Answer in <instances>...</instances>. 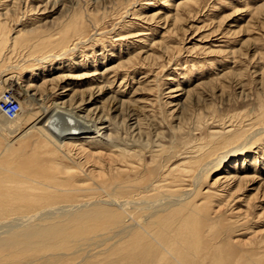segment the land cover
Returning a JSON list of instances; mask_svg holds the SVG:
<instances>
[{
  "label": "rangeland",
  "instance_id": "rangeland-1",
  "mask_svg": "<svg viewBox=\"0 0 264 264\" xmlns=\"http://www.w3.org/2000/svg\"><path fill=\"white\" fill-rule=\"evenodd\" d=\"M263 6L264 0H0V91L12 72L22 84L66 76L46 85L47 104L76 92L81 119L95 126L106 115L95 144L73 142L97 152V163L105 162L97 172L75 147L48 143L30 115L18 118L17 132L0 134V241L7 239L0 264H264ZM19 37L27 38L24 50L14 44ZM84 89L95 99L87 93L82 101ZM115 133L120 138L109 137ZM213 144L235 152L221 149L204 161L211 165L202 164ZM243 177L255 181L234 194L230 182Z\"/></svg>",
  "mask_w": 264,
  "mask_h": 264
},
{
  "label": "bare ground",
  "instance_id": "bare-ground-1",
  "mask_svg": "<svg viewBox=\"0 0 264 264\" xmlns=\"http://www.w3.org/2000/svg\"><path fill=\"white\" fill-rule=\"evenodd\" d=\"M193 1V0H192ZM189 2V1H188ZM191 2V1H190ZM4 4V3H3ZM182 6H185V5H182ZM10 7V6H9ZM12 7V6H11ZM264 7V6H263ZM262 7V8H263ZM177 8V7H176ZM179 8V7H178ZM11 9V8H10ZM7 10V9H6ZM8 10H9V8H8ZM147 11V10H146ZM7 12V11H6ZM1 15V14H0ZM2 16H3V14H2ZM8 16V15H7ZM5 17V16H4ZM10 17V16H9ZM152 17H154V16H152ZM180 17V16H179ZM165 18V17H164ZM72 19H73V17H72ZM9 20V19H8ZM177 20H179V18L177 19ZM181 20V19H180ZM3 22H4V20H3ZM74 22V21H73ZM165 22V21H164ZM8 22H6V24H7ZM30 23V22H29ZM43 23V22H42ZM35 24V23H34ZM21 25V24H20ZM31 25V24H30ZM4 26H5V24H4ZM3 26V27H4ZM28 26V25H27ZM26 26V27H27ZM3 27H1V28H3ZM6 27V26H5ZM4 27V28H5ZM74 27V26H73ZM0 28V29H1ZM3 28V29H4ZM8 28V27H7ZM37 28V27H36ZM26 29V28H25ZM24 30V29H23ZM34 30V29H33ZM2 31V29L0 30V32ZM4 31H6V29H4ZM8 31V30H7ZM18 31V30H17ZM26 31H27V29H26ZM9 32V31H8ZM15 32H16V30H15ZM33 32V31H32ZM35 32V31H34ZM52 32V31H51ZM69 32V31H68ZM37 33H39V31L37 32ZM66 33V32H65ZM75 33H76V31H75ZM74 33V34H75ZM67 34V33H66ZM77 34V33H76ZM147 34V33H146ZM2 35V34H1ZM20 36H21V34H19ZM25 36L27 35V34H24ZM64 35V34H63ZM80 35V34H79ZM139 35V34H138ZM4 36V35H3ZM6 36V35H5ZM42 36V35H41ZM16 37H18V36H16ZM30 37V36H29ZM28 37V38H29ZM50 37V36H49ZM66 37H67V35H66ZM34 38V37H33ZM47 38V37H46ZM58 38V37H57ZM30 39V38H29ZM37 39V38H36ZM67 39V38H66ZM68 39H69V37H68ZM67 39V40H68ZM6 40V39H5ZM14 40V39H13ZM19 40V41H18ZM39 40V39H38ZM3 41V40H2ZM25 41H27V38L26 37H19V38H17V40H15V43L14 44H16L17 46L19 45V43H20V47L21 48H23V50H24V44H22V43H24ZM37 41V40H36ZM64 41V39H62L61 40V43ZM12 41H10V43H11ZM66 42V41H65ZM3 43H4V41H3ZM3 43H1L0 45H1V47L0 48H4V46L5 45H3L2 46V44ZM6 43V42H5ZM33 43H35V42H33ZM39 43V42H38ZM54 43V42H53ZM28 44V43H27ZM37 44V43H36ZM29 45V44H28ZM9 46V45H8ZM16 46V47H17ZM16 47H14L15 49H16ZM27 47V46H26ZM30 47V46H29ZM31 47H32V45H31ZM30 47V48H31ZM36 47V46H35ZM45 47V46H44ZM60 47V46H59ZM63 49V48H62ZM71 49V48H70ZM2 50V49H1ZM0 50V51H1ZM38 50V49H37ZM17 51V50H16ZM19 51V50H18ZM32 51V50H31ZM14 52V51H13ZM12 52V53H13ZM51 53V52H50ZM65 53V52H64ZM62 54V53H61ZM14 55H15V53H14ZM18 55H19V53H18ZM51 55V54H50ZM54 55V54H53ZM63 55V54H62ZM61 55V56H62ZM42 56V55H41ZM60 56V55H59ZM11 57V56H10ZM55 57V56H54ZM12 58V57H11ZM15 58V57H14ZM17 58V57H16ZM46 58V57H45ZM44 58V59H45ZM56 58H57V54H56ZM61 58V57H60ZM133 58V57H132ZM10 59V58H9ZM13 59V58H12ZM54 59V58H53ZM32 60H34V59H32ZM47 59H45V61H46ZM58 60H59V58H58ZM129 60V59H128ZM35 61L36 62H39V63H43V59L42 58H39V57H37L36 59H35ZM62 61V60H61ZM65 61H66V59H65ZM70 61V60H69ZM59 62V61H58ZM51 63V62H50ZM95 63V62H94ZM129 63V62H128ZM44 64V63H43ZM47 64V63H46ZM59 64H60V62H59ZM62 64V63H61ZM37 65V64H36ZM45 65V64H44ZM43 65V66H44ZM48 65V64H47ZM24 66V65H23ZM68 66H69V64H68ZM11 67H13V66H11ZM20 67V66H19ZM18 67V68H19ZM46 67V66H45ZM22 68V67H21ZM24 68V67H23ZM53 68V67H52ZM20 69V68H19ZM18 69V70H19ZM38 69V68H37ZM55 69V68H54ZM24 70V69H23ZM34 70H35V68H34ZM57 70V69H56ZM94 70V69H93ZM20 71V70H19ZM41 71V70H40ZM64 71V70H63ZM97 71V70H96ZM12 72V71H11ZM48 72H50V71H48ZM53 72H56V71H53ZM65 72V71H64ZM94 72V71H93ZM20 74H21V72H19ZM35 73V72H34ZM39 73H41V72H39ZM47 73V72H46ZM58 73V72H57ZM11 74H14V72H12ZM9 75V76H7V77H5V82H7V85H8V88L7 89H11L13 92V94L18 98V100H19V102H20V111L18 112V115L15 117V118H13V119H10V120H3L2 122H1V124H2V130L0 131V134H3V133H6V132H8L9 134H11V133H15V132H17V130L18 129H20V127H19V122H20V117L22 116V114L24 113V114H27V115H30V119L31 118H36L37 120V122L38 123H40L39 125H41V130L40 131H43V137H44V135L46 136V138L49 140H47L48 141V143L49 142H52L53 144H55V145H57L59 148H62L63 149V147L64 146H71V147H75L77 150H78V153L79 154H81L82 155V157L81 158H84L88 163H90V165H93V171L95 170L96 172L99 170V167L100 168H102V166L100 165V164H102V163H104L105 164V162H102V163H97V161L99 160H97L96 161V156H97V152H94V151H91V150H88V148H84V147H82V146H78V144H74L73 142L74 141H76L75 139H85V140H88V142L91 140V139H94V138H96V134H98V132H99V130H101V129H105L106 128V126H105V124H103V122H104V117L103 116H106L105 114L103 115V116H98V120H99V124L100 125H98V123H97V125H92V124H89V123H87L86 122V120H85V118H84V120L83 119H81V113L79 114V112L77 113L76 111H74V103H75V101H76V99L78 98V96L76 95L77 93L76 92H74L73 93V95L71 96V97H69V99H67V100H65V101H61V102H56L55 103V100H54V103L51 105V104H47V99L49 98V97H51L50 96V94H45V92L44 91H49V92H51V88L52 87H50V86H52L53 84V82H55V81H58V82H62V81H65L67 78H66V76H62V77H60L59 76V78H54V80H53V78H52V80L49 82V80L46 82V79H45V82L46 83H42L41 85H40V81H38V82H35V78L34 79H32L30 82H28L27 84H22L20 81H19V79H20V76H18L17 77V79H16V77H14L13 75ZM50 74V73H49ZM51 74H52V72H51ZM55 74V73H54ZM61 74H64V73H61ZM60 74V75H61ZM67 74H69V73H67ZM19 75V74H18ZM42 75V74H41ZM43 75H45L44 73H43ZM65 75V74H64ZM71 75V74H70ZM75 75V74H74ZM92 75H93V73H92ZM3 76V75H2ZM6 76V75H5ZM32 76V75H31ZM35 76V75H34ZM91 76V75H90ZM40 77V76H39ZM42 77V76H41ZM57 77V76H56ZM74 77V76H73ZM78 78L80 77L79 75L77 76ZM76 77V78H77ZM84 77H85V75H84ZM94 77H95V74H94ZM32 78V77H31ZM45 78V77H44ZM75 78V77H74ZM27 79H29V78H27ZM48 79V78H47ZM51 79V78H50ZM72 79V78H71ZM128 80V79H127ZM29 81V80H28ZM42 81H43V78H42ZM69 81V80H68ZM99 81V80H98ZM1 82H3L2 84L4 85V86H6V83L3 81V80H1ZM67 82V81H66ZM68 83V82H67ZM74 83V82H73ZM50 85L49 86V88H47L46 87V85ZM52 84V85H51ZM65 84V83H64ZM69 84V83H68ZM58 85V84H57ZM71 85V84H70ZM74 85H75V83H74ZM77 85V84H76ZM65 86V85H64ZM63 86V87H64ZM69 86V85H68ZM68 86H66V87H68ZM99 86V85H98ZM2 87V86H1ZM54 87H55V85H54ZM59 87V86H58ZM72 87V86H71ZM65 88V87H64ZM94 89H96L95 87H93ZM100 87H97V89H99ZM70 89V90H69ZM63 90V89H62ZM68 90L69 91H71L72 89L71 88H67V89H64L63 90V92L64 91H67L68 92ZM78 90V89H77ZM85 90V89H84ZM89 89H87V90H85V91H82L80 94L82 95V101H84V99H83V97H85V95L88 93V92H90V91H88ZM100 90V89H99ZM102 90V89H101ZM4 91V90H3ZM3 91H0V94L3 92ZM56 91V90H55ZM55 91H54V93H55ZM92 91V90H91ZM172 91H174V90H172ZM60 93H61V91H59ZM62 92V93H63ZM72 92V91H71ZM78 92V91H77ZM65 94H67L66 92H64ZM92 93V92H91ZM91 93H88V96H89V98H92L93 96V94L92 95H89V94H91ZM94 93H95V91H94ZM64 95V94H63ZM68 95L70 96V93H68ZM115 95V94H114ZM60 96V95H59ZM98 96V95H97ZM65 97V96H64ZM64 97L62 98L61 97V99H64ZM95 97L96 96H94L93 97V99H95ZM55 98V97H54ZM66 98V97H65ZM68 98V97H67ZM81 98V97H80ZM87 98V97H86ZM56 99V98H55ZM79 99V98H78ZM97 99V98H96ZM116 99V98H115ZM59 100V99H58ZM89 100V99H88ZM91 100V99H90ZM109 100V99H108ZM56 101H57V99H56ZM94 101H96V100H94ZM93 101V102H94ZM113 101H114V99H113ZM86 102H87V100H86ZM111 102V101H110ZM116 102V101H115ZM139 102V101H138ZM123 104H125L124 102H122ZM122 103H120V104H122ZM126 105V104H125ZM171 105H173V104H171ZM176 105V104H175ZM54 106V107H53ZM79 106V105H78ZM77 106V107H78ZM84 107V106H83ZM117 107V106H116ZM97 108L98 107H96V108H94L93 107V109H91L93 112H95V110H97ZM129 108V107H128ZM27 109H28V112H26L25 113V111H27ZM79 109H81V107L79 108ZM121 109V108H120ZM126 109V108H125ZM144 109V108H143ZM90 110V111H91ZM104 110V109H103ZM114 110V109H113ZM264 110V109H263ZM77 111H78V109H77ZM105 111V110H104ZM72 112H73V114L74 113H77L80 117V119H75V118H73V115H72ZM83 112V111H82ZM89 112V111H88ZM133 112V111H132ZM262 112H264V111H262ZM131 113V112H130ZM134 113V112H133ZM261 113V112H260ZM83 114V113H82ZM86 114V113H85ZM91 114H93V113H91ZM126 114V113H125ZM74 115H76V114H74ZM77 115V116H78ZM87 116V115H86ZM92 116V115H91ZM95 116V115H94ZM88 117V116H87ZM97 117V116H96ZM132 117V116H131ZM264 117V116H263ZM19 118V119H18ZM24 118V117H23ZM107 118H108V116H107ZM112 118V117H111ZM26 119V118H25ZM96 119V118H95ZM94 119V120H95ZM35 120V119H34ZM89 120H91V119H89ZM93 120V121H94ZM264 120V119H263ZM106 121V120H105ZM110 122H111V120H109ZM108 121V122H109ZM113 121V120H112ZM135 121V120H134ZM137 121V120H136ZM32 122V121H31ZM96 122V121H95ZM36 123V122H35ZM82 123V124H81ZM111 123H113V122H111ZM133 122H131V124H132ZM138 123V122H137ZM142 124V123H141ZM24 125V124H23ZM26 125V124H25ZM38 125V126H39ZM107 125V124H106ZM119 125V124H118ZM263 125V124H262ZM109 127H110V125H108ZM130 126V125H129ZM144 126V125H143ZM27 127H29V130H30V125H28ZM118 127V126H117ZM33 128V127H32ZM32 128H31V130H32ZM114 128V127H113ZM116 128V127H115ZM114 128V129H115ZM119 128V127H118ZM131 128V127H130ZM139 128V127H138ZM142 128V127H141ZM26 129V128H25ZM24 129V130H25ZM35 129V128H34ZM109 129V128H108ZM136 129V128H135ZM247 129V128H246ZM245 129V130H246ZM27 130V132H28V129H26ZM37 130H39V129H37ZM36 130V131H37ZM109 130H111V129H109ZM118 130V129H117ZM116 130V131H117ZM131 130H132V128H131ZM139 130V129H138ZM142 130V129H141ZM53 132V134H52V132ZM133 131H134V128H133ZM228 131V130H227ZM238 131V130H237ZM240 131L241 132H243L241 129H240ZM240 131H238V132H240ZM26 132V133H27ZM107 131H105V133H106ZM140 132H142V131H140ZM237 132V133H238ZM25 133V134H26ZM109 133H112V132H109ZM147 133V132H146ZM245 133V132H244ZM244 133H242V134H244ZM24 134V133H23ZM22 134V135H23ZM99 134H101V133H99ZM116 134V136H112L111 134V136H109L110 138L111 137H116V138H118L119 136H117V134H119V133H115ZM242 134L240 135V133H239V135H237V136H240L241 138H242ZM257 134V133H256ZM4 135V134H3ZM14 135V134H13ZM103 135H104V133H103ZM106 135H108V133L106 134ZM130 135V134H129ZM230 135V134H229ZM228 135V136H229ZM20 136V135H19ZM25 136V135H24ZM124 136V135H123ZM135 136V135H134ZM237 136H235L236 138L235 139H237ZM244 136V135H243ZM255 136V135H254ZM253 136V137H254ZM109 137H108V139H109ZM131 137V136H130ZM246 137V136H245ZM252 137V136H251ZM252 137V138H253ZM11 138V137H10ZM98 138H101L100 136L98 137ZM104 138H107V137H104ZM116 138H114V140L116 139ZM120 138V137H119ZM90 139V140H89ZM126 139V138H125ZM133 139V138H132ZM228 139H230V138H228ZM233 139V140H232ZM232 139L231 140H228V141H226L224 144H229V143H231V146H233V142L235 141L234 140V138L232 137ZM243 139H244V137H243ZM242 139V140H243ZM104 140H106V139H104ZM114 140H112L113 142H114ZM117 140V139H116ZM121 141V143L122 142H124L125 140H123L122 141V138L120 139ZM238 140L240 141L241 139H237V142H238ZM241 140V141H242ZM79 141V140H78ZM81 141V140H80ZM91 141H93V140H91ZM111 141V140H110ZM118 141V140H117ZM116 141V142H117ZM245 141V140H244ZM249 141H250V139H249ZM113 142H111V143H113ZM208 142V141H207ZM210 142V141H209ZM246 142H247V138H246ZM47 143V142H46ZM47 143V144H48ZM81 143V142H80ZM93 143H94V141H93ZM206 143V142H205ZM219 143H221V142H219ZM46 144V145H47ZM90 144V143H89ZM95 144V143H94ZM108 144H110L109 142H108ZM107 144V145H108ZM114 144V143H113ZM117 144L119 145L120 143H118L117 142ZM242 144H244V143H242ZM248 144V143H247ZM50 145H52V144H50ZM84 145V144H83ZM93 145V144H92ZM125 145V144H124ZM127 145V144H126ZM125 145V146H126ZM217 145V144H216ZM215 145V146H216ZM95 146V145H94ZM98 146V145H97ZM109 146H112V145H109ZM115 146V145H114ZM125 146H123V147H125ZM210 146V145H209ZM214 146V144H213V147H215ZM218 146V145H217ZM240 146V145H239ZM238 146V147H239ZM246 146V145H245ZM244 146V147H245ZM248 146V145H247ZM67 147H64V148H67ZM88 147V146H87ZM121 147V146H120ZM127 147V146H126ZM213 147H211V150H208L207 151V153H206V151H205V154L204 155H202V153L200 154V153H198V154H196L197 156L198 155H202V157H201V159L200 160H198V161H202V164L204 163V161L206 160V159H208V158H210V159H212L211 158V156H213V157H215V154L216 153H218V151L219 150H221V149H223L224 151H225V145H219L218 147H215V148H213ZM226 147H230L229 145L228 146H226ZM238 147H236L235 149H237ZM242 147V146H241ZM58 148V149H59ZM105 148V147H104ZM113 148V147H112ZM114 148H116V146L114 147ZM128 148V147H127ZM132 148V147H131ZM200 148V147H199ZM214 150H213V149ZM233 148V147H232ZM231 148V149H232ZM69 149V148H68ZM72 149V148H71ZM95 149L97 150V148L95 147ZM99 149H101V148H99ZM108 149V148H107ZM122 149V148H121ZM129 149V148H128ZM209 149V148H208ZM240 149V147L236 150V151H238ZM60 150V149H59ZM63 150H65V149H63ZM102 150H104V149H102ZM112 150V149H111ZM114 150V149H113ZM117 150V149H116ZM137 150V149H136ZM194 150V149H193ZM234 150V149H233ZM233 150H231V151H233ZM61 151V150H60ZM69 151H70V149H69ZM105 151V150H104ZM104 151H101V153L102 152H104ZM189 151V150H188ZM198 151H199V149H198ZM200 151H201V149H200ZM223 151V152H224ZM229 151V150H228ZM227 151V148H226V151L225 152H227L228 154L230 153V152H228ZM99 153H100V151H98ZM110 151H108V153H109ZM134 152H135V150H134ZM192 152V151H191ZM190 152V153H191ZM196 152H197V149H196ZM203 152V151H202ZM233 152H235V151H233ZM233 152H231L230 154H232ZM66 153H67V150H66ZM98 153V154H99ZM101 153L99 154V155H101ZM117 153H119V151H117ZM127 153V152H126ZM128 153H130V152H128ZM127 153V154H128ZM133 153V152H132ZM132 153H130L131 155H132ZM192 153H195L194 151L192 152ZM204 153V152H203ZM220 153V152H219ZM105 154V153H104ZM104 154H103V156H104ZM111 154V153H110ZM109 154V155H110ZM138 154V153H137ZM226 154V153H225ZM227 154V157L229 156ZM69 155V154H68ZM98 155V156H99ZM107 155V154H106ZM125 155V154H124ZM193 155V154H192ZM238 155V154H237ZM67 156V155H66ZM102 156V155H101ZM106 157H108V156H106ZM105 157V158H106ZM127 157L129 158V156L127 155ZM132 157V156H131ZM191 157V156H190ZM190 157H189V159H190ZM199 157V156H198ZM197 157V158H198ZM218 157V156H217ZM220 157H222V155L220 156ZM223 157H224V154H223ZM226 156H225V158H227ZM120 158V156L118 157V159ZM122 158H124V157H122L121 156V160H122ZM134 158V157H133ZM133 158H130V159H133ZM186 158V157H185ZM192 158H194V157H192ZM216 158V157H215ZM102 159H104V157H102ZM101 159V160H102ZM106 161V160H105ZM109 161V160H108ZM111 161V160H110ZM114 161H116V160H114ZM209 161V163L207 162V163H204V164H210V160H208ZM86 162V163H87ZM101 162V161H100ZM118 162V161H117ZM120 162H122V161H120ZM187 163H188V161H186ZM186 162H183V163H186ZM197 162V161H196ZM220 162V164H221V161H219ZM87 163V164H88ZM109 163V162H108ZM125 163V162H124ZM128 163V162H127ZM181 163V162H180ZM179 163V164H180ZM198 163V162H197ZM200 163V162H199ZM217 163H218V160H217ZM217 163H214L215 165L217 164ZM122 164V163H121ZM190 164V163H189ZM103 165V164H102ZM177 165H178V163H177ZM180 165H183V164H180ZM187 165V164H186ZM211 165V164H210ZM218 165H219V163H218ZM218 165H216V166H218ZM196 166V165H195ZM200 166H203V165H200ZM200 166L198 167V168H200ZM205 166V165H204ZM209 166V165H208ZM104 167V166H103ZM106 167V166H105ZM108 167V166H107ZM172 167V166H171ZM190 167V166H189ZM192 167V166H191ZM175 168H176V166H175ZM174 168V169H175ZM185 169H186V167H184ZM193 168V167H192ZM195 168V167H194ZM202 168V167H201ZM206 168V167H205ZM211 168V167H210ZM106 169H108V168H106ZM113 169H115V168H113ZM178 169H180V168H178ZM204 169V168H203ZM102 169H100V171H101ZM109 170V169H108ZM171 170H172V168H171ZM171 170L169 171V172H171ZM208 170V169H207ZM103 171V170H102ZM118 171V170H117ZM123 171V170H122ZM125 171V170H124ZM130 171V170H129ZM179 171V170H178ZM182 171H183V169H182ZM188 171H189V169H188ZM198 172H199V170H197ZM181 172V171H180ZM122 173V172H121ZM126 173V172H125ZM194 173V172H193ZM98 174V173H97ZM118 174V173H117ZM119 174H120V172H119ZM167 174V173H166ZM169 174V173H168ZM179 175H180V173H179ZM194 175V174H193ZM202 175H203V173H202ZM171 176V175H170ZM173 176V175H172ZM177 176V175H176ZM183 176V175H182ZM129 177V176H128ZM168 177H169V175H168ZM11 178V177H10ZM174 179V178H173ZM171 180V179H170ZM184 180V179H183ZM233 180V181H232ZM229 179V178H227V179H225V181H232V182H230V188H232L233 190V193L234 194H236V193H238V192H241L242 191V189H244L245 188V186L247 187V185H248V183H250V182H253V181H255V179L254 178H247V177H243V178H239V179H237V181H238V183L235 181L236 180V178H233V179ZM193 181V180H192ZM197 181V180H196ZM17 182V181H16ZM26 182V181H25ZM161 182V181H160ZM173 182H175V180H173ZM178 181H176V183H177ZM181 182V181H180ZM187 182H188V180H187ZM186 182V183H187ZM19 184H18V187H20V186H22V184L20 185V183L21 182H18ZM23 183V182H22ZM172 183V182H171ZM171 183L169 182V183H167V184H170L169 186H171ZM185 183V182H184ZM185 183V184H186ZM189 183V182H188ZM12 184V183H11ZM13 184H14V181H13ZM158 184V186H161V184L159 185V183H157ZM156 184V185H157ZM185 184H182L183 186H181V187H184V185ZM8 185V184H7ZM17 185V184H16ZM20 185V186H19ZM24 185V184H23ZM128 185H129V183H128ZM127 185V186H128ZM155 185V184H154ZM165 185V184H164ZM163 185V186H164ZM173 185H176V184H173ZM30 186V185H29ZM119 186H120V184H119ZM118 186V187H119ZM122 186V185H121ZM152 186V185H151ZM162 186V187H163ZM179 186V187H180ZM261 186L263 187L264 186V183L263 184H261ZM11 187V186H10ZM15 187H17V186H15ZM23 187H26V186H23ZM33 187V186H32ZM117 186H115V189H117L116 188ZM154 187V186H153ZM167 187V186H166ZM7 188H9V186L7 187ZM12 188V187H11ZM35 188V187H34ZM33 188V189H34ZM146 188V187H145ZM147 188H149V186L147 187ZM158 188V187H157ZM168 188V187H167ZM171 188V187H170ZM170 188H168V189H170ZM229 188V189H230ZM259 188V187H258ZM155 189V188H154ZM154 189H153V191H154ZM195 189V188H194ZM256 189H257V187H256ZM25 190V189H24ZM26 190H27V188H26ZM127 190H129V189H127ZM152 190V189H151ZM162 190V192H163V190H165V186H164V188H162L161 189ZM187 190V189H186ZM189 190V189H188ZM113 191V190H112ZM155 191H156V189H155ZM158 191H160V189L158 190ZM171 191H172V189H171ZM185 191V190H184ZM193 191V190H192ZM191 191V192H192ZM25 191H23L22 192V196H25L23 193H24ZM30 192H31V190H30ZM29 192V193H30ZM33 192V191H32ZM142 192V191H141ZM145 192V191H144ZM147 192V191H146ZM150 192V191H149ZM152 192V191H151ZM161 192V191H160ZM162 192H161V194H162ZM173 192V191H172ZM190 192V191H189ZM190 192V193H191ZM123 193V192H122ZM164 193V192H163ZM174 193V192H173ZM184 193V192H183ZM195 193V192H194ZM18 194V193H17ZM20 194V193H19ZM121 194V193H120ZM145 194V193H144ZM165 194V193H164ZM167 194V193H166ZM166 194H165V196H166ZM28 195V194H27ZM33 195V194H32ZM147 195H150V194H147ZM168 195V194H167ZM171 195V194H170ZM173 195V194H172ZM176 195V194H175ZM185 195L188 197V194H187V192L185 193ZM184 195V196H185ZM256 195V194H255ZM12 196H13V194H12ZM114 196V195H113ZM145 195H143V197H144ZM178 196H180V195H178ZM190 196V195H189ZM257 196V195H256ZM30 197H32L31 195H30ZM163 197V196H162ZM170 197V196H169ZM15 198V197H14ZM18 198V200H19V198H21L20 196L19 197H17L16 196V199ZM27 198V197H26ZM118 198V197H117ZM179 198V197H178ZM178 198H176V199H178ZM181 198H184V197H181ZM236 198V197H235ZM253 198V197H252ZM15 199V200H16ZM24 199V198H23ZM120 199V198H119ZM118 199V200H119ZM169 199V198H168ZM251 199V198H250ZM249 199V200H250ZM113 200H115V198L113 199ZM136 200V199H135ZM155 200V199H154ZM153 200V201H154ZM164 200V199H163ZM179 200H180V198H179ZM255 200V199H254ZM24 201H26V199L24 200ZM120 201V200H119ZM129 201V200H128ZM137 201V200H136ZM139 201V200H138ZM144 201H145V199H144ZM171 201H173V200H171ZM170 201V202H171ZM180 201H183V199L182 200H180ZM179 201V202H180ZM115 202V201H114ZM124 202V201H123ZM133 202V201H132ZM148 202V201H147ZM162 201H160V202H158V203H161ZM164 202V201H163ZM176 202V200L174 199V203ZM186 202V201H185ZM124 203H126V202H124ZM134 203V202H133ZM165 203V202H164ZM141 204V203H140ZM144 204H146V203H144ZM167 204V203H166ZM171 204V203H170ZM197 204V203H196ZM12 205V204H11ZM122 205H123V203H122ZM156 205V204H155ZM154 205V206H155ZM161 204H159V206H160ZM175 205H176V203H175ZM178 205V204H177ZM121 206V205H120ZM119 206V207H120ZM151 206V205H150ZM157 206V205H156ZM125 207V206H124ZM127 207V206H126ZM133 207V206H132ZM136 207V206H135ZM142 207H144V206H142ZM148 207V206H147ZM153 207V206H152ZM169 207H171V206H169ZM168 207V208H169ZM195 207V206H194ZM163 208V207H162ZM154 209V208H153ZM157 209H159V207L157 208ZM191 209V208H190ZM192 209H194V208H192ZM156 210V209H155ZM154 211V210H153ZM194 211V210H193ZM155 212V211H154ZM157 212V211H156ZM152 214V213H151ZM190 214V213H189ZM191 215V214H190ZM185 218V217H184ZM183 218V219H184ZM159 219H161V218H159ZM185 223V222H184ZM162 224V223H161ZM160 224V225H161ZM182 224V223H181ZM187 224V223H186ZM144 225V224H143ZM160 228V227H159ZM182 232H183V230H182ZM25 235V234H24ZM25 236H27V235H25ZM174 236V235H173ZM24 238V237H23ZM27 238V237H26ZM7 239H5V240H2V241H0V242H5ZM16 241V240H15ZM14 241V242H15ZM8 242V241H7ZM13 242V243H14ZM172 242V244H175V243H179V241L177 240V239H174V242L173 241H171ZM6 244V243H5ZM160 244V243H159ZM0 247H2L1 246V244H0ZM170 250V249H169Z\"/></svg>",
  "mask_w": 264,
  "mask_h": 264
},
{
  "label": "built area",
  "instance_id": "built-area-1",
  "mask_svg": "<svg viewBox=\"0 0 264 264\" xmlns=\"http://www.w3.org/2000/svg\"><path fill=\"white\" fill-rule=\"evenodd\" d=\"M12 92L11 89H4L0 94V131L2 130L1 122L15 118L20 111V102Z\"/></svg>",
  "mask_w": 264,
  "mask_h": 264
}]
</instances>
